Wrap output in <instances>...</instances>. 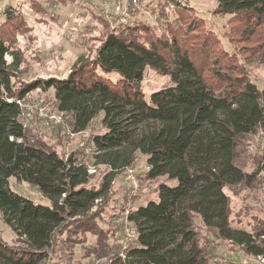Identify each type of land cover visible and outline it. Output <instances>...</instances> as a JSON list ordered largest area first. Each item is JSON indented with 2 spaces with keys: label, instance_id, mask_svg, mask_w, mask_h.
<instances>
[{
  "label": "trees",
  "instance_id": "16d2710c",
  "mask_svg": "<svg viewBox=\"0 0 264 264\" xmlns=\"http://www.w3.org/2000/svg\"><path fill=\"white\" fill-rule=\"evenodd\" d=\"M217 4L222 14L243 17L247 26L250 20L252 35L264 25V0ZM5 16L15 21L12 10ZM127 32L109 33L94 58H80L67 78L16 89L13 80L23 56L0 25V213L27 248L19 251L0 241V264H46L69 221L113 249L109 264H217L199 242L196 220L218 239L264 257V226L255 234L234 228L226 193V188L254 185L260 174L246 173L237 153L247 136L264 130V90L245 71H228L219 59L213 60L211 79L177 38L143 39L140 32ZM147 67L169 76L173 85L147 98L142 91ZM34 88L54 90L58 111L72 116L75 133L100 122L102 129L92 138L94 164L108 170L100 188L89 187V168L78 158L64 159L29 141L20 103ZM141 158L149 179L164 182L156 199L127 211L135 236L125 242L114 232L95 229L91 215L114 180ZM12 178L36 187L51 204L13 192Z\"/></svg>",
  "mask_w": 264,
  "mask_h": 264
},
{
  "label": "rangeland",
  "instance_id": "374dc122",
  "mask_svg": "<svg viewBox=\"0 0 264 264\" xmlns=\"http://www.w3.org/2000/svg\"><path fill=\"white\" fill-rule=\"evenodd\" d=\"M176 1L178 3L173 4L171 0H0V25L23 56V64L13 80L16 89L53 78H67L80 58L85 61L94 58L109 33L129 30L126 34L140 32L143 39L155 35L162 40L177 38L211 79L213 60L219 59L224 68L229 66L228 71L232 68L245 71L263 91L264 25L255 27L252 35L249 32L251 21L247 19L251 25L247 26L243 17L222 14L217 0ZM8 9L16 15L12 23L5 16ZM144 22L148 26H144ZM139 26L146 27L147 32L138 31ZM171 85L169 76L147 67L142 83L147 98ZM21 106L20 120L28 131L29 141L55 150L64 159L78 158L89 168L92 176L89 187L100 188L108 171L105 166L95 165L93 160L92 138L102 129L100 122L95 121L85 132L75 133L72 116L58 111L53 89H31ZM237 161L246 173L260 174L252 186L240 184L226 188L230 222L234 228L255 234L264 226L263 129L242 141ZM162 182L163 179H149L144 159L138 160L133 168L114 180L110 193L93 210L94 228L114 232L116 238H124L125 242L134 238L135 233L125 219L126 213L136 203L156 199ZM9 185L13 192L37 204H51L29 183H19L12 178ZM195 225L200 244L217 264H264L263 256L248 255L243 248L218 239L200 220H196ZM98 238L94 232L69 221L49 250L46 264H109L113 249L104 248ZM0 241L19 251L27 249L4 223L1 213Z\"/></svg>",
  "mask_w": 264,
  "mask_h": 264
},
{
  "label": "built area",
  "instance_id": "2783aa9c",
  "mask_svg": "<svg viewBox=\"0 0 264 264\" xmlns=\"http://www.w3.org/2000/svg\"><path fill=\"white\" fill-rule=\"evenodd\" d=\"M21 104V103H20Z\"/></svg>",
  "mask_w": 264,
  "mask_h": 264
}]
</instances>
